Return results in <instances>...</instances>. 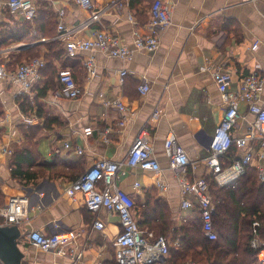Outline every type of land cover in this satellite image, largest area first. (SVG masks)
<instances>
[{
    "label": "crops",
    "instance_id": "1",
    "mask_svg": "<svg viewBox=\"0 0 264 264\" xmlns=\"http://www.w3.org/2000/svg\"><path fill=\"white\" fill-rule=\"evenodd\" d=\"M110 1L113 0H93L96 7ZM119 1L120 9H109L102 15L101 28L116 33L122 43L132 49L135 34H148L145 21L149 20L153 0ZM167 1L172 5L171 25L160 31L158 48L154 52L134 51L130 60L110 58L99 51L80 52L75 58H70L64 52L65 67L61 68L58 61L53 62L59 70L72 73L82 89L77 100H69L62 95V86L56 77L53 83L48 82L50 74L46 61L41 79L33 89L35 98L44 94L37 102L34 99L29 114H22L16 104L19 88L8 78H0V108L3 112L0 121H4L0 127V192L4 196V206L10 198L22 196L28 189L36 190L27 222L18 226L22 233L18 247L24 255L20 264H74L69 254L43 252L29 245L26 237L33 230L43 231L46 235L58 230L72 232L75 235L72 250L79 256L75 264H117L113 241L121 228L116 215L106 212L93 215L84 208L80 194L71 200L64 193L73 181L70 177L82 173L101 158L121 163L118 186L135 202H143L145 193L155 188L158 196L167 203L172 221L180 225L193 216V208L181 207L182 196L174 173L168 169L163 143L168 133L173 132L193 163L187 170L188 176L209 175L205 160L225 107L211 74L200 71V67L210 65L231 71V91L237 89L241 77L249 72L264 77V0L254 3L245 0ZM33 2L37 9L33 21L7 9L0 10L2 40L10 35L16 39L20 35L32 38L2 46L0 61L5 64L8 74L13 73L18 64L28 61L32 53L38 52L37 57L45 60L48 53L46 45L60 43L55 36L61 10L64 12L63 23L73 30L76 38L90 39L92 29L98 27H82L86 13L72 0ZM52 17H55L51 27L54 34L44 36L37 26L48 23ZM255 41L259 42L258 47L252 49ZM88 57H93L96 65V75L92 77L83 67V60ZM121 70L127 71L123 82L118 76ZM143 81L149 84L150 91L141 97L138 87ZM102 98L119 100L127 107L123 126H119L122 115L115 108L104 106ZM259 101L264 102V89ZM39 107L41 116L37 113ZM46 117L53 119L47 127L44 126ZM254 121L255 117L246 105L241 104L232 136L245 135ZM20 127L40 128L33 141H36V150L42 160L51 163L49 167H35L40 171V177L27 187L12 178L11 156L4 155L2 151L4 147L13 150L15 145L26 142ZM87 128L92 130L90 134L85 133ZM143 129L149 132L153 155L166 185L164 190L155 186L154 173L131 170L125 165L131 145ZM65 143H69L71 149H66ZM248 146L256 157L258 141ZM77 147L83 150L82 155L75 153ZM242 153L239 151L237 154L240 156ZM256 165L257 162L253 167ZM135 183H138L137 188ZM186 198L193 205L197 203L192 195ZM96 217L104 224L101 231L92 227Z\"/></svg>",
    "mask_w": 264,
    "mask_h": 264
},
{
    "label": "built area",
    "instance_id": "2",
    "mask_svg": "<svg viewBox=\"0 0 264 264\" xmlns=\"http://www.w3.org/2000/svg\"><path fill=\"white\" fill-rule=\"evenodd\" d=\"M73 3L86 13V19L82 22V27L97 25L92 29L91 38L82 40L73 36V30L63 23L64 12L58 13V23L55 40L63 46L65 55L75 58L80 52L99 51L110 58L130 60L134 51L152 53L158 48L159 33L171 25L172 5L167 0H154L149 8V20L145 25L148 34L139 36L135 34L133 48L125 46L120 37L107 29H102V15L109 9H120L119 0H113L96 7L93 0H72ZM246 2H257L262 0H245ZM7 9L12 14L19 15L24 19L33 21L37 16V9L33 0H5L0 1V10ZM130 21L133 18L129 16ZM259 42L255 41L252 49L258 47ZM3 53L2 38L0 36V57ZM83 67L90 77L96 75V65L93 57L83 60ZM45 68V60L41 57L32 58L18 64L13 73H7L5 64L0 61V78H8L9 82L18 87L16 99L26 98L30 104L34 105L35 92L34 85L41 79V71ZM200 71L209 72L220 93L222 103L225 107L224 115L219 125L216 127L214 135L209 144V156L205 160L209 174L213 176L219 188H228L234 185L243 177L248 168L257 169L259 182H264V102L260 103L259 98L264 89V77L256 72H249L241 77L235 91L229 90L232 73L222 68L210 65H203ZM127 75L126 70L119 72V79L123 82ZM58 83L62 86V95L69 100H77L82 89L76 83L69 70L62 69L58 72ZM150 86L143 81L138 87V93L142 97L148 94ZM102 96V95H101ZM102 103L106 107L115 108L121 115L122 120L119 126L125 124L127 107L119 100H105ZM17 104V103H16ZM246 105L249 113L255 117L253 125L248 132L240 137H233L232 129L235 127L239 117L240 105ZM23 114V113H22ZM6 121V120H5ZM27 121H29L27 119ZM32 121V120H31ZM4 121H0V127ZM90 128L85 129L86 134H90ZM149 132L143 129L128 152L125 165L131 170L150 171L156 175L155 186L164 190L166 185L161 178V168L153 155L152 146L149 141ZM258 141L257 156L253 152L249 143ZM66 149H71L69 143H65ZM164 154L168 159V169L172 171L177 179L182 196L181 207L183 209L193 208V204L186 198L188 195L195 197L201 219L203 222L204 235L208 240H215L216 233L212 216L215 211V204L209 194L208 184L205 177L190 178L187 170L192 166L184 148L179 144L175 134L169 132L164 143ZM235 149V159L229 164L221 162L228 153ZM3 154L12 155L10 147L2 148ZM243 151L242 155H238ZM75 153L82 155L80 147L75 148ZM121 170V163L109 159L101 158L96 160L90 167L86 168L80 176L72 181L66 188L65 194L74 200L77 194L83 199L84 208L93 215L106 212L116 215L120 232L113 241L114 257L117 264H163L165 263L170 245L166 238L155 237L152 231L141 229L136 216V202L129 194L118 186V175ZM138 187V183L134 184ZM34 192V189H32ZM26 193L19 197L8 200L5 207H0V217L3 224L19 226L27 222L28 211L32 206L34 194ZM41 195V194H40ZM41 205V202H38ZM92 227L101 231L104 229L103 222L96 217ZM259 223H253V237L250 247L257 252V261L264 264V239L258 233ZM27 242L32 247L43 252H52L57 255H66L74 259V264L79 259L73 250L75 235L70 231L58 230L46 235L43 231L33 230L27 234ZM178 246L176 242L173 244ZM181 264H197L194 261H185Z\"/></svg>",
    "mask_w": 264,
    "mask_h": 264
},
{
    "label": "trees",
    "instance_id": "3",
    "mask_svg": "<svg viewBox=\"0 0 264 264\" xmlns=\"http://www.w3.org/2000/svg\"><path fill=\"white\" fill-rule=\"evenodd\" d=\"M54 19L55 17H52L48 23H40L37 26L42 35L52 36L54 34L51 28L55 23ZM11 39L15 41H10ZM22 40H32V38H24L20 35L16 39L10 35L2 40V46ZM46 46L48 53L45 55V61L50 74L47 80L53 83V79L57 78L60 71V68H56L53 62L58 61L63 68L66 65V57L60 43L52 42ZM37 56H39L38 52L32 53L28 60L37 58ZM43 94H38L35 102ZM16 103L23 114H29L33 107L26 98L18 97ZM38 110V116H41V108L39 107ZM2 114L0 108V116ZM51 121H53L52 118L46 117L44 126L47 127ZM20 130L26 137V142L14 146L10 171L13 179L27 187L40 177V171L35 167L45 168L51 166V163L42 160L36 150V141H33L36 140L40 128L24 129L20 127ZM234 159L235 149L233 148L221 162L229 164ZM80 174L77 173L70 178L74 181ZM205 179L212 202L215 204L212 216L216 233L215 240H208L204 235L203 222L197 203L193 205V216L178 225L177 221L171 220L168 205L158 196L155 188L145 193L143 202H136V216L140 228L152 231L155 237L166 238L171 244L168 257L163 264H181L185 261H194L197 264H259L257 252L250 247L254 222L259 223L258 233L260 238L264 239V182H259L257 169L255 167L248 168L246 174L228 188H219L211 174L206 175ZM3 206L4 196L0 192V207ZM0 224H3V219H0ZM176 242L179 244L178 246L173 245Z\"/></svg>",
    "mask_w": 264,
    "mask_h": 264
},
{
    "label": "water",
    "instance_id": "4",
    "mask_svg": "<svg viewBox=\"0 0 264 264\" xmlns=\"http://www.w3.org/2000/svg\"><path fill=\"white\" fill-rule=\"evenodd\" d=\"M24 48V47H22ZM20 48V49H22ZM33 192L28 189L27 193ZM34 190L33 193H35ZM21 230L15 225H6L0 227V262L1 264H20L24 255L18 247L21 238Z\"/></svg>",
    "mask_w": 264,
    "mask_h": 264
},
{
    "label": "rangeland",
    "instance_id": "5",
    "mask_svg": "<svg viewBox=\"0 0 264 264\" xmlns=\"http://www.w3.org/2000/svg\"><path fill=\"white\" fill-rule=\"evenodd\" d=\"M13 151V150H12Z\"/></svg>",
    "mask_w": 264,
    "mask_h": 264
}]
</instances>
